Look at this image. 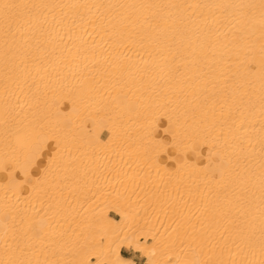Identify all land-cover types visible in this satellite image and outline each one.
Segmentation results:
<instances>
[{
	"label": "bare ground",
	"instance_id": "6f19581e",
	"mask_svg": "<svg viewBox=\"0 0 264 264\" xmlns=\"http://www.w3.org/2000/svg\"><path fill=\"white\" fill-rule=\"evenodd\" d=\"M1 212L0 264H264V0H0Z\"/></svg>",
	"mask_w": 264,
	"mask_h": 264
},
{
	"label": "crops",
	"instance_id": "0c3cea01",
	"mask_svg": "<svg viewBox=\"0 0 264 264\" xmlns=\"http://www.w3.org/2000/svg\"><path fill=\"white\" fill-rule=\"evenodd\" d=\"M109 215L116 218V214L112 211L109 212ZM121 254L127 258H131L135 264H141L144 261V257L139 253L131 249L122 248Z\"/></svg>",
	"mask_w": 264,
	"mask_h": 264
},
{
	"label": "rangeland",
	"instance_id": "374dc122",
	"mask_svg": "<svg viewBox=\"0 0 264 264\" xmlns=\"http://www.w3.org/2000/svg\"><path fill=\"white\" fill-rule=\"evenodd\" d=\"M173 150H174V148H173ZM97 203H98V202H97ZM101 206H104V205H101ZM110 211H111V210H110ZM110 211H109V212H110ZM112 212H113V211H112ZM115 214H116V213H115ZM0 215H1V216H2V215H4V216H9L8 213H5V212H3V213L1 212ZM116 217L118 218V215H117V214H116ZM241 224H242V223H241ZM241 224H239V225H241ZM204 227H206V226H204V223H203V228H204ZM212 227H213V228H212ZM203 228H202V229H203ZM210 228L213 229V231H211L212 229L210 230V232H211L210 237L212 238V237L214 236V230H215V227H214V226L208 227V229H210ZM204 229H205V228H204ZM208 229H207V230L205 229V230H203V231L200 229V232H203L205 235H206V233H207V236H208L209 233H210V232H209V233L207 232ZM205 232H206V233H205ZM210 237H209V238H210ZM143 262H144V261H143ZM143 262H142L141 264H143Z\"/></svg>",
	"mask_w": 264,
	"mask_h": 264
}]
</instances>
